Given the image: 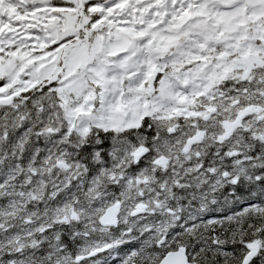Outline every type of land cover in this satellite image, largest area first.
I'll return each instance as SVG.
<instances>
[{"label": "snow or ice", "instance_id": "1", "mask_svg": "<svg viewBox=\"0 0 264 264\" xmlns=\"http://www.w3.org/2000/svg\"><path fill=\"white\" fill-rule=\"evenodd\" d=\"M0 264H264V0H0Z\"/></svg>", "mask_w": 264, "mask_h": 264}]
</instances>
